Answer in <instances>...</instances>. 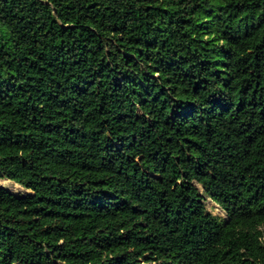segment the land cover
Wrapping results in <instances>:
<instances>
[{"label": "trees", "instance_id": "obj_1", "mask_svg": "<svg viewBox=\"0 0 264 264\" xmlns=\"http://www.w3.org/2000/svg\"><path fill=\"white\" fill-rule=\"evenodd\" d=\"M0 25V264H264V0H0Z\"/></svg>", "mask_w": 264, "mask_h": 264}, {"label": "rangeland", "instance_id": "obj_2", "mask_svg": "<svg viewBox=\"0 0 264 264\" xmlns=\"http://www.w3.org/2000/svg\"><path fill=\"white\" fill-rule=\"evenodd\" d=\"M0 36H1L2 42L5 44V46L8 49H10L11 48L10 32L3 25H0ZM1 183L8 186L12 190L17 191V192L24 190L22 186L14 183L10 180H2ZM207 207L209 210H211L215 214H218L221 217H226V213L224 212V210L219 205H217L210 197L207 198Z\"/></svg>", "mask_w": 264, "mask_h": 264}]
</instances>
